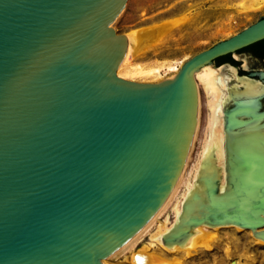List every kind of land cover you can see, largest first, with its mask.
<instances>
[{
    "label": "water",
    "instance_id": "water-1",
    "mask_svg": "<svg viewBox=\"0 0 264 264\" xmlns=\"http://www.w3.org/2000/svg\"><path fill=\"white\" fill-rule=\"evenodd\" d=\"M127 0H0V264H101L134 240L180 180L198 120L195 73L264 40V15L171 79L117 71ZM225 179L206 162L178 223L264 240V91L229 93ZM214 167V172L206 167Z\"/></svg>",
    "mask_w": 264,
    "mask_h": 264
},
{
    "label": "bare ground",
    "instance_id": "bare-ground-1",
    "mask_svg": "<svg viewBox=\"0 0 264 264\" xmlns=\"http://www.w3.org/2000/svg\"><path fill=\"white\" fill-rule=\"evenodd\" d=\"M233 8L238 11V14L229 19L227 23L229 28H233L234 24L237 23V17L250 19L251 17L263 14L264 0H241L240 3L233 5L231 9ZM161 31L155 26L132 30L124 34L127 38L128 51L122 66L117 71L119 77H123V79L128 78L131 81L134 78H141L161 82L173 78L180 71L185 63L178 65L163 63L150 68L128 67L133 60L145 55L147 51L160 46L161 39L159 40V38L163 33ZM157 39L159 40L158 42ZM154 41L156 42L154 43ZM164 70H169L170 75L171 73L173 74L170 77H168L169 75L164 76L162 73ZM235 78H237L236 68L229 67L226 71H223L222 68L217 69L214 64L206 65L195 73L197 88H199L198 120L193 143L180 180L161 211L151 220L150 224L127 246L111 256L107 261L103 260L101 264H189L190 260L198 254L211 252L218 245L223 246L226 261L233 260L231 258L238 256L241 261L234 264H264V253H260L261 255L258 256L254 254L255 252L249 251L250 247L248 243H242L238 237V233L241 232L249 236L250 244H253V246L263 247L264 240L257 238L252 230L242 227H211L209 225H201L196 228L182 245L169 246L164 241V238L178 223L177 221L182 212V205L193 190H195L198 175L204 170L203 165L206 162L212 163L215 167L220 168L221 177L226 178L223 111L229 100V93L233 89L236 90L234 87L239 89V86L235 85L232 87L230 85V82ZM241 84L246 87V93L258 94L262 91V88L260 89L259 87L260 85L255 82L242 81ZM203 94L206 96L208 116L199 155L193 166L191 165V161L200 137ZM205 169L208 170L210 167H206ZM146 238H149V242L138 248ZM120 254L129 255L126 262H114ZM211 264H227V262L215 259Z\"/></svg>",
    "mask_w": 264,
    "mask_h": 264
},
{
    "label": "rangeland",
    "instance_id": "rangeland-1",
    "mask_svg": "<svg viewBox=\"0 0 264 264\" xmlns=\"http://www.w3.org/2000/svg\"><path fill=\"white\" fill-rule=\"evenodd\" d=\"M240 2L241 0H127L125 9L113 23V27L118 33L126 34L132 30L155 26L163 31L159 38V40L161 39L160 46L133 60L128 67L150 68L163 63L177 65L185 63L215 43L231 38L264 15L263 13L250 19L237 17V23L234 24L233 28H229L227 26L229 19L238 14L237 10L231 8ZM159 40L157 39V42ZM162 73L164 76L169 75L168 77L173 74L170 75L169 70H164ZM132 81L140 83L159 82L158 80L141 78H134ZM207 116L206 96L203 94L200 137L193 153L191 165L194 164L199 155ZM210 170L214 172V167L211 166ZM238 237L242 243H248L249 251L255 252V255L260 256L264 253V246L259 247L250 244L249 236L240 232ZM148 242L149 238H146L138 248ZM127 257H129L128 254H120L114 262H126ZM237 257L234 256L231 258L233 260L226 261L224 248L222 245H218L211 252L198 254L190 260L189 264H211L215 259L227 262V264H234L241 261Z\"/></svg>",
    "mask_w": 264,
    "mask_h": 264
},
{
    "label": "flooded vegetation",
    "instance_id": "flooded-vegetation-1",
    "mask_svg": "<svg viewBox=\"0 0 264 264\" xmlns=\"http://www.w3.org/2000/svg\"><path fill=\"white\" fill-rule=\"evenodd\" d=\"M214 66L217 69L222 68L223 71L229 67L237 69V78L230 82L232 87L236 85L239 86V89L234 88L245 91L246 87L241 82L249 81L257 83L264 91V40L238 50L234 54L219 58L215 61Z\"/></svg>",
    "mask_w": 264,
    "mask_h": 264
}]
</instances>
